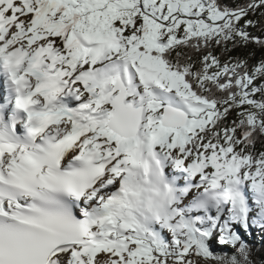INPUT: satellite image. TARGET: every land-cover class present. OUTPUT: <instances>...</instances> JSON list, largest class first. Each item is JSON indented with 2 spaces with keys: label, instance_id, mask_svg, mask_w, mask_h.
Here are the masks:
<instances>
[{
  "label": "snow or ice",
  "instance_id": "obj_1",
  "mask_svg": "<svg viewBox=\"0 0 264 264\" xmlns=\"http://www.w3.org/2000/svg\"><path fill=\"white\" fill-rule=\"evenodd\" d=\"M260 26L264 0H0V264H253L264 56L212 49Z\"/></svg>",
  "mask_w": 264,
  "mask_h": 264
},
{
  "label": "trees",
  "instance_id": "obj_2",
  "mask_svg": "<svg viewBox=\"0 0 264 264\" xmlns=\"http://www.w3.org/2000/svg\"><path fill=\"white\" fill-rule=\"evenodd\" d=\"M248 31L253 35L264 39V26L250 28ZM231 49V45H229ZM213 53L221 58V60H227L229 56H248L252 54L253 58L258 60L261 56H264V50H262L257 45H249L247 48L232 50L230 52H224L222 49L213 47ZM195 58H198L200 53H193L192 54ZM243 237L248 243L251 249V261L253 264H264V232L260 229L255 228L252 234L243 233ZM214 251L217 252H232L233 249L221 246H215Z\"/></svg>",
  "mask_w": 264,
  "mask_h": 264
},
{
  "label": "rangeland",
  "instance_id": "obj_3",
  "mask_svg": "<svg viewBox=\"0 0 264 264\" xmlns=\"http://www.w3.org/2000/svg\"><path fill=\"white\" fill-rule=\"evenodd\" d=\"M252 230H250V232H251Z\"/></svg>",
  "mask_w": 264,
  "mask_h": 264
},
{
  "label": "bare ground",
  "instance_id": "obj_4",
  "mask_svg": "<svg viewBox=\"0 0 264 264\" xmlns=\"http://www.w3.org/2000/svg\"><path fill=\"white\" fill-rule=\"evenodd\" d=\"M241 231H243V230H241Z\"/></svg>",
  "mask_w": 264,
  "mask_h": 264
}]
</instances>
